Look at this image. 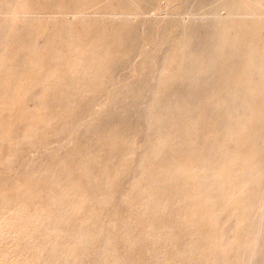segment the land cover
Returning a JSON list of instances; mask_svg holds the SVG:
<instances>
[{"label":"bare ground","instance_id":"6f19581e","mask_svg":"<svg viewBox=\"0 0 264 264\" xmlns=\"http://www.w3.org/2000/svg\"><path fill=\"white\" fill-rule=\"evenodd\" d=\"M53 1L55 3V0H53ZM61 1H58V2L61 3ZM100 1H103V0H100ZM100 1L95 0V3L100 2ZM152 1H154V3L155 2L157 3L160 0H112L109 3L108 7L107 8L105 7L106 9L104 11L95 12L94 14H92V16H94V19L97 21V23L98 22H101L102 24L103 23H106V24L110 23L113 27L111 26L110 27L111 29L106 30V34H109L110 36L118 37V38H116V40H114L115 41L114 43L107 41L106 44L104 43L105 45L98 46L97 49H100V48L101 49L97 50L98 51L97 55H94L95 56L94 58H90V60H89V57L85 56L86 58H88V61L85 62V60L82 59L83 64H78L79 67H78L77 62H76L75 65H77V68L76 67L67 68V71L65 70L66 73L69 72V75L72 77L76 73H78L80 79L82 78L81 81H83V79L86 81L82 87L79 85L81 88L78 87L79 88L78 94H79V100L82 99V97L85 94H88L90 96L89 103H86V104L84 103L85 105L83 106V112H81V114H82L81 118H78L75 121H73L74 124H73V122L71 123V124H73V128L70 127L69 129H71V128L72 129L65 135V137L62 138V140L61 139L58 140V143H59V141L64 140V142L60 143L61 145L59 147V149L62 150L61 153L58 152L57 154H55L54 156H52L51 158H48L46 160H43V159L40 160L39 159L37 161V159H32L29 164H26V166L24 167L23 170L21 169L22 170L21 172H17V173H13V174L8 173L7 174L8 177L3 179L4 180L3 181L4 182L3 187L5 185V189L7 187H9V189L12 188L13 190H16L17 192H19V190L22 188V187L20 188V185L22 186V184H23V186L25 185L24 186L25 188H27L33 192V194H34L33 201L39 200V201H42V204L46 203L48 205H54L55 203H57L58 199H59V201H60V199H65L69 203H79L80 198H79L78 192L71 193L72 191H70L69 193H67V191L65 192L66 189H64V188L72 187L75 189V188L82 187L84 189V187H85V189L86 188L89 189V191L86 193H87V196L90 197L89 198L90 202L86 203V204H87L89 211L91 212V214L93 216L91 219L94 220V222L89 221V223L90 224L92 222L94 223L93 225L92 224L91 225L94 226L95 232H92V234L94 233L95 236H93V235L92 236H93V238L95 237V241H94V244H92L90 242L91 247H88V249H86L88 254H84V256L81 259V262H83V263L86 262L89 259V255H90L89 253L93 252L96 255L104 257L105 258V259L103 258L105 260L104 263H106V264H123V262L119 261V259L121 257L117 258V254H115L116 252H114L115 250H112V246H113L112 244H114V242H113V240H114L113 230L114 229L112 230V228L115 227L114 221H115L116 217H118V214L121 213V212L118 213V209L120 206L119 204H121L122 202H125V201H122V199H121L122 194L124 192V189L131 184L133 185L134 180H136L135 179L136 178L135 170L142 171L146 167H148V165H153V164H157V163L160 164V162H162L164 159H168L166 157L169 156V150H170V146H171L170 145L171 143H169V140H168L169 134L173 131V129L177 130L178 128H181V126H184V127L189 128L187 132H189V136H190L191 140H190V143L188 145H186L187 148H185V151L182 153H184V156L192 153L194 151V146H195L192 144H197V148L195 150L198 151V153L196 154V156H198V157L196 158L195 155L193 156L192 154H190L187 157L191 158L192 160L188 161V163L185 162L183 164L184 160H181V158H179L180 156L175 154L176 155L175 159L177 160L176 168H178V170L180 169L181 165L194 166V168L196 166L199 168V170H201L204 173H213L214 175H220L223 180L225 178H228V181L230 182V188L239 187V186L244 185L245 183L249 182L251 175L253 173H255L258 169L262 171V178H261L260 184L257 186V189H256L257 190V193H256L257 194V201H256V203L254 202V204H255L254 210H253L254 212L252 211L253 213H252V217L250 218L251 220H250V222L247 221L249 223L246 224L245 226H243V223H244L243 221L245 220L244 218H246V214H244L245 215V217H244V215H242L241 211L238 212L237 210L232 208L231 205L229 204L231 199L226 197V195L223 194L224 198L220 199V200L218 199L219 200L218 201V208L220 209V212H219V210L217 212L220 214L219 215L217 214L218 216H217L216 222H215V225H216L215 229L211 232V235L208 236L209 238L207 237L209 239L208 240L209 242H211L210 239H213V241H214V245H212V243H210L213 248L211 251L209 250V252H210L209 257L211 256V260L209 261L208 264H227V260L230 259V258L229 259H227V258L229 256L232 257V255H231L232 253H230L231 249H232V245L233 244H240V246H242L243 243H247L249 245L248 246L249 258L246 260V262L244 260H242L240 262V264H264V0H165L166 2H168V1L175 2V4L177 5V7L175 9V13L173 14L175 21L172 20L176 23L175 26L172 28L168 27V26L166 28L163 26H160V27H157L155 30L153 29V30L149 31V26L147 25L149 23H148V20H146V19L150 18L152 16H153V19L155 17H157L152 12L153 10L151 11V9H150L152 14H150V11H149V8L152 7V5H151ZM161 1H163V0H161ZM29 2H25V0H0V80H4V82L8 85V88H6L7 92H9V91L12 93L15 92V94L10 93L12 96H14L12 98L11 102H13L15 110H17L16 112L20 113V115L23 118H26L28 120V122L30 123L29 128H31L33 126L37 127L39 125H42L43 127H45V126H47V119L48 120L50 118L54 119L53 117H55L56 111H58V110L60 111L61 108H58L59 103H61L62 99H64L66 97L65 96L64 98H62V95L59 94V91H61L62 89L59 90L58 92H56L55 88L54 89L48 88L51 86L50 84H52L50 82H53L52 80L54 79L52 77V74L50 73V71H53V68L51 69V66L53 64H55V67H56V63H54L55 61H51L52 65H50L49 62H46V61H50V60H47V58H46L48 53L46 54L44 52L45 46L47 44H49L48 46L50 47V45L52 46V44H50V43L57 41V40H63L64 41L65 35H64V37L60 36L61 32H63L64 30L66 31L68 29L67 27H69L68 24L71 23L73 20L79 19V17H80V14H79L80 10L79 9L81 7H79V8L76 7V9L70 10V8L68 6L69 9L63 11L62 8H59L56 5V3H57L56 2L55 4H52L50 7H48V12L44 14V16L46 17L44 25H42V23H43L42 18L43 17L41 18V22H42V23L40 22L41 23L40 25H42L41 28L37 25L38 28H40V29H36L35 31L32 30V29L36 28V26L34 28L32 26L33 20L35 19L34 18L33 20L31 19L32 20L31 26L25 25V27L26 26L32 27L31 30L26 31L23 29L21 24L24 20L26 21L27 17L29 19V16H32L28 12L29 10L27 11L25 9V7H26L25 3H27V5H28ZM32 2H33V0H32ZM32 2H30V3H32ZM34 2H37V1L35 0ZM78 2H81V0H78ZM38 3L39 2H37V5L41 4L40 6L42 7V3H39V4ZM71 3L72 2H70L68 4L72 5ZM64 4L66 6V3H64ZM64 4L62 3L59 5L63 6ZM74 4L77 5L78 3L77 4L74 3ZM93 4H94V2H93ZM32 5H33V3H32ZM32 5L30 4L31 7H33ZM37 5H36V7H37L36 9H38V7H39ZM73 5L71 8H74ZM78 5H80V3ZM30 6L28 5V9H30L29 8ZM85 6H86V4H85ZM85 6L83 5V7H85ZM103 6H105V5H103ZM173 6H175V5L173 4ZM183 6H186L187 8H193V7H200V8L204 7L205 8L208 6H215V7L211 12H208V15H209V13H210V15L207 16V15H201L202 11L201 12L199 11V13L193 12V11L191 12L187 8H186V10H188V11H186L185 9L181 10L180 8ZM51 7H53V8H51ZM90 7H92V3H91ZM49 8L51 9V11H49ZM164 8H165V6H164ZM33 9L31 11H33ZM96 11H100V10L96 9ZM194 11H196V10L194 9ZM89 12L91 13L92 11H89ZM160 12H162V11H160ZM38 13L39 12H37V14L34 15L33 17L37 16ZM40 14H41V11H40ZM86 14H87V12H86ZM182 14H186V15L188 14L189 17L187 16L186 18H184V17H182L183 16ZM171 15L172 14H170V16ZM164 16H166V15H164ZM33 17H31V18H33ZM92 19H93V17H92ZM31 20L29 19L28 21H31ZM36 20L40 21V20H38V18ZM81 20H83V19H81ZM81 20H80V23L82 22ZM85 20H87V19H85ZM161 21H163V23H164V19L163 20L161 19ZM89 22L92 23L91 21H89ZM73 23H76L78 25L80 24L78 22H73ZM73 23H71V24H73ZM90 23H89V25H90ZM127 23H131V25H130L131 28H130L129 34L125 35V36H114L116 31L118 32L119 28L120 27L123 28V26L126 25ZM76 24H75V26H76ZM78 25L76 27H78ZM99 25L101 26V24H99ZM73 26H74V24L70 26L72 28L71 31H73L72 33H74V31H76V27H75V30H73V28H74ZM105 26H106V28H109L108 27L109 24L104 25V29H106ZM79 28H81V24H80ZM83 28H84V26H83ZM83 28L81 30H83ZM122 28H120V31ZM78 29H77V31H78ZM97 29H100V28L97 27ZM93 30H94V27H93ZM31 31H33V32H31ZM78 32H80V30ZM100 32H98V35L101 36L102 33H100ZM68 33H69V31H68ZM81 33H82V31H81ZM65 34H67V33H65ZM70 35L73 36V34H70ZM90 35L92 38L93 35L92 34H90ZM80 36L82 37V34ZM80 36H79V38H81ZM85 36H86V34L83 36V38H85ZM96 36H97V32L94 35V37H96ZM103 36L104 35L102 34V37ZM76 37H78L77 32H76ZM94 37L92 38V40L94 39ZM14 38H16L17 43H19L18 41L23 40L24 41V42H22L23 45H26V43H28V42L32 43V44L28 43L29 44V45L27 44L28 46L27 45L26 46L21 45V48H23L22 49L23 51L20 49L22 51V53H25V55H26V52H29V55L31 53L33 56L32 57L30 55V58L32 57V60H30L28 62V64H26V62H24L22 67H21V65H18L15 62L16 57H17L15 55H17V53H16L15 48H14L15 47ZM87 38L89 39L90 37H87ZM96 38H98V36ZM96 38H95V40H97ZM26 41H28V42H26ZM66 41L67 40L64 41V46H65ZM81 41H82V38H81ZM84 41H85V39H84ZM70 42H71V40H70ZM67 43L69 44V42H67ZM71 43H75V42L72 41ZM71 43H70V45H71ZM79 43H81V42H79ZM19 44H21V43H19ZM19 44L18 45L16 44V45L18 47H20ZM60 44H62V42ZM57 45L58 44L56 43L55 49H56ZM87 46H88V44H87ZM26 47H28V48H26ZM53 47H54V45H53ZM53 47H52V49H53ZM92 47L93 46L91 45L90 48L92 49ZM64 48L68 49L69 46L64 47ZM73 48H74V46H73ZM79 48L77 45V48H75V49H79ZM48 49L50 50V48H48ZM55 49H53V50H55ZM62 49H60L62 51L61 53H63L65 50V49H63V50ZM69 49H71V46ZM57 50H58V48H57ZM89 51H91V50H89ZM66 52H67V50H65V53ZM76 52H74V51L72 53L70 52L71 56H74L75 55L74 53H76ZM54 53H52V54H54ZM65 53H63V54H65ZM70 53H68V54L70 55ZM68 54L66 53V56ZM72 54H74V55H72ZM78 54L79 53H76L74 58L77 57ZM80 54H79L78 58L81 56ZM93 54H95V52ZM49 55H50V53H49ZM92 55L90 57H93ZM24 56H22L23 59H25ZM50 56H52V55H50ZM66 56L65 55L60 56L59 59L62 61V60H64V58ZM71 56H67V57L69 58ZM22 57H21V59H22ZM25 57H27V56H25ZM56 57H58V55H56ZM27 59H28V57H27ZM59 59L57 58L58 61H59ZM75 59H77V58H75ZM19 60H20V54H19ZM54 60H56V58ZM72 60L74 61L73 57H72ZM78 60H81V59L79 58ZM69 61H70V59H69ZM59 62H57V63H59ZM47 63H49V64L47 65ZM62 63H63V61L61 62V64ZM68 63H70V62H68ZM72 65H73V63H72ZM64 67H65V65H64ZM67 67H70V65H67ZM14 68H16V69H14ZM35 68H37V70L40 72L39 73L40 75L35 77L36 80L33 83V86L29 85V87L31 86L29 88L28 86H26V84H29V83L26 82L25 85L22 84L21 83L22 78L20 79V77L22 74H24L25 71H28L30 69L35 70ZM11 70H13L12 72L18 70L19 73L17 71H16V73H18V74L11 73ZM65 71L63 70V74L65 76L64 75L58 76V78L54 79L53 83H56L58 80H59L58 82L62 81L63 80L62 78H65V79L66 78L68 79V77L70 78V76L66 77ZM60 72H62V70ZM32 73L35 74L36 70H35V72L33 71ZM34 74H32V76ZM121 74L123 75L122 80L118 79L119 75H121ZM75 77H74V79H72L73 81L74 80L76 81L77 77L76 78ZM26 79H27V77H26ZM80 79L78 78V80H80ZM103 80H105L107 82L105 83V82H103ZM63 81H62V83H63ZM81 81H80V83H81ZM0 82H2V81H0ZM66 83H68V82H66ZM66 83L64 81L62 86H64V85L67 86ZM56 84L58 85V83H56ZM20 86H23V88H24V92H22V93H19L20 92V90H19ZM76 86H78V83ZM76 86L73 85L72 87L74 88ZM58 87L59 86H57V88ZM58 89H60V88H58ZM61 92L63 93V91H61ZM74 92H75V90H74ZM1 94L6 95V96L10 95L9 93L5 94L4 91L0 90V96H1ZM74 94H77V93H74ZM76 96H74V97H76ZM9 97H11V96H9ZM68 97H66V98L68 99ZM7 99H8V97H7ZM8 100H11V98H9ZM64 100L67 101L66 99H64ZM64 100H63V102H64ZM77 101H78V99H77ZM65 104H67V103H65ZM0 106H2V105L0 104ZM68 106L70 107V105H68ZM63 107H64V104H63ZM77 107H79V106H77ZM0 108L2 109V107H0ZM7 109H8V107H7ZM69 110H70V108H69ZM71 110H74V109H72V106H71ZM71 110H70V113H72ZM74 112H76V111H74ZM74 112L72 114H70L67 111L66 112L67 113V119H68V117H72L73 114H75ZM61 113H63V111ZM196 113H197V116H196ZM68 114H70V116H68ZM62 115H64V114H62ZM74 116L72 118H74ZM65 117H64V119H65ZM72 118H71V120H72ZM67 119H65V120H67ZM11 121L9 123V125H11V127H10L11 130L9 132H10L12 138L16 139V141H17L18 138L21 137V136H19V134L14 129V127L17 125L18 122L16 119L11 120ZM59 121L55 119V123H59ZM62 121H63V119H62ZM65 122H67V121H65ZM68 122H69V120H68ZM49 123H48V125H49ZM44 124H46V125H44ZM62 124H65V123L62 122ZM52 125H54L53 127L55 128L56 124H52ZM6 126H8V125H6ZM12 126H13V128H12ZM42 126H39V127H42ZM50 126H51V123H50ZM52 128L50 127L49 131H53L54 129L51 130ZM40 129L42 131H44L42 128H40ZM46 130H48V128ZM62 130L65 132V130L63 128H62ZM54 131L56 132L57 130H54ZM79 131H80V133H79ZM44 132H46V131H44ZM58 132H59V130H58ZM52 133L50 134V132H49V134H50L49 138H51ZM25 134L27 135V133H25ZM42 134H43V132H42ZM49 134H47V135H49ZM53 136H55V135H53ZM183 136H182V138L184 140ZM32 137L33 138L37 137V135L32 136ZM61 137H62V135H61ZM53 138H55V137H52V140H53ZM176 138H177V136H176ZM39 139H37V140L34 139L35 141L34 140H32V141H34L36 144V142ZM41 139L44 140L42 137H41ZM179 139H181V138H179ZM42 140L40 141L41 143H42ZM46 140H48V139H46ZM19 141H20V139H19ZM32 141L29 143L32 144L33 143ZM44 141H43V143H44ZM41 143H40V146L45 145L46 142L44 144L42 143V145H41ZM36 145H38V144H36ZM10 147H13V146H10ZM10 149H13V148H9V150ZM24 149H26V147ZM47 149H49V148H47ZM49 154H50V152H49ZM180 154H181V152H180ZM5 156H7V155H5ZM8 156H9V154H8ZM21 157L23 158V155L22 156L20 155V159H21ZM44 157H42V158H44ZM3 158H5V157H3ZM3 158H1V159H3ZM15 158H18V157H15ZM169 159H170V156H169ZM169 159H168L167 163L169 162ZM5 160L8 161V163H9L8 159L5 158ZM16 161L17 160H15V162H14L15 164L21 160H19L18 162H16ZM170 163H171V161H170ZM3 164H1V168H2ZM16 166H17V164H16ZM7 169H10V168L8 167ZM133 169H134V171H133ZM168 170H170V169H168ZM152 171L154 173V170H152ZM163 171L165 172V169ZM193 171L194 170L192 168V172ZM143 172H138V173L143 174ZM144 173H148V171L144 172ZM172 173H173V171H172ZM181 173H183V172H181ZM149 174L151 175V173H149ZM176 174H177V172H176ZM259 174H260V172H259ZM32 176H33L34 180H28V178H30ZM47 176L49 177L48 178L49 181L45 180L47 178ZM1 177L3 178L2 175H1ZM165 177H164V179H165ZM151 178H152V176H151ZM144 179H145V176H144ZM182 179H183V177H182ZM26 180H28L27 181L28 184L25 182ZM159 180H161V179H159ZM169 180H171V179H169ZM138 181H139V179H138ZM155 181H157V180H155ZM33 182H34V184H37L38 186L35 185L33 187ZM144 183H146V182H144ZM144 183H143V185H144ZM181 183H183V182H181ZM181 183H179V184H181ZM143 185H141V186H143ZM149 185L155 186L153 184H149ZM160 185H162V184H160ZM188 185H186V186H188ZM134 186L135 185H133L134 190L138 189V188H134ZM3 187H1V189ZM177 188L180 189L179 186H177ZM83 189H82V191H83ZM221 189L223 191L227 190L225 187H221ZM3 190H4V188H3ZM143 190H145V189H142L140 192L142 193ZM191 190H192V187H191ZM74 191H76V190H74ZM84 191H86V190H84ZM125 191H126V189H125ZM175 191H177V189ZM233 191H234V189H233ZM26 192H27V190H26ZM130 192H132V191H130ZM0 193H1V191H0ZM161 194H163V193H161ZM166 194H168V193H166ZM247 194L248 193H244L242 195L244 197ZM256 194H254V195H256ZM123 195H124L123 197L125 198L126 194H123ZM190 195H191V193H190ZM216 195H215V197H216ZM230 195H232V194H230ZM248 195H250V194H248ZM23 196H25V195H22V198L24 199ZM139 196H141V195H139ZM139 196L137 194V197H139ZM146 196L147 195H145V197ZM228 196H229V194H228ZM234 196H232V197H234ZM130 197L128 198L129 199L128 203L135 200L134 198H133V200H130ZM170 198H172V197H170ZM56 199H57V201H56ZM144 199H147V197ZM164 199L166 200V199H168V197H166V198L164 197ZM164 199H163V201H165ZM235 199H237V198H235ZM243 199H244L243 201L245 202V197ZM8 200H9V198L6 199V201H8ZM153 200H151V201H153ZM120 201H122V202L120 203ZM137 201L138 200L136 199V202ZM233 201H231V202L233 203ZM61 202L62 201H60V204H61ZM138 202H140V201H138ZM142 202H143V200H142ZM160 202H162V200ZM167 202L169 203V200ZM22 203L23 204L20 205V211H21V213L23 212L24 219H26L25 217H27V220L23 224V226L17 228L15 231H17L18 233H26L32 227L34 232L39 234L41 229H42L41 225L37 224L36 221H34L32 219V217H31L32 213H31V215H27L29 210H30V204L24 203V202H22ZM5 205H7V202H5ZM35 206H37V205L35 204ZM40 207H42V206H40ZM43 207H45V206L43 205ZM59 207H60V205H59ZM64 207H66V206H64ZM128 207L127 208L122 207V210L124 208H126V211H127ZM163 208H164V206H163ZM165 208L168 209L166 206H165ZM37 209L35 211H38ZM150 209H152V206ZM157 209H159V207H157ZM42 210H41V212H42ZM134 210H136V208ZM139 210H140V208H139ZM129 211H131V210L129 209ZM129 211H127L126 213H128ZM132 211H133V208H132ZM140 211H142V210H140ZM242 211H244V210H242ZM90 212H88V213H90ZM147 212H149V210ZM170 212H172V211H170ZM37 213L38 212H36V214ZM239 213H241V215H242L241 217H243V219L240 218ZM3 214H4V212H3ZM166 214H168V212ZM172 214H170L169 216L172 217V216H174L175 213L173 215ZM202 214H203V212L201 213V216H204ZM44 215L48 216L47 214H44ZM44 215L42 217L43 219L45 217ZM50 215H49V217H50ZM128 215H127V217H128ZM35 216H37V215H35ZM132 216H134V215H132ZM149 216H151V214ZM153 216L155 217V215H153ZM33 217H34V215H33ZM80 217H82V216H80ZM89 217H91V215H89ZM100 217L102 219H104V221L106 222V225L98 222ZM121 217H122V215H121ZM145 217H146V215H145ZM159 217H161V216H159ZM166 218H169L168 215ZM43 219H41V220L43 221ZM146 219H147V217H146ZM164 219H165V217H164ZM138 220L141 221L142 219L138 218ZM154 220H156V219L153 218L152 221H154ZM172 220H178V219H172ZM172 220H170V221H172ZM47 221H46V223H48ZM85 221H86V219H85ZM144 221H145V219L143 220V222ZM210 221H212V220H210ZM3 222H0V223H3ZM174 222H177V221H174ZM180 222H182V221L180 220ZM183 222H186V221H183ZM28 223L31 225L30 228H29ZM133 223L135 224V223H137V221H135ZM140 223H139V225H140ZM145 223H146V221H145ZM145 223H143V224H145ZM178 223H179V221H178ZM118 224H119V222H118ZM118 224H117V226H118ZM129 224H131V222ZM155 224L156 223H154V226H155ZM47 225H49V224H47ZM124 225L126 228V223ZM148 225H146V224L140 225V227H144V226H148ZM210 225H212V224H210ZM78 226H79V224H78ZM152 226H153V224H152ZM156 226L155 227L158 228V231H159V227H158L159 223ZM169 226L170 225H168V227ZM180 226L182 227V225H180ZM180 226L177 228V230L179 228H180V230L182 229ZM118 227H120V226H118ZM129 227H131V226H129ZM197 227H199V226H197ZM80 228L82 229V225ZM172 228H174V227L171 226V229ZM201 228H203V227H201ZM138 229L140 230L141 228H138ZM165 229H166V227H165ZM189 229H191V227H189ZM203 229L205 230V225H204ZM88 230H89V228H88ZM152 230H151V232H153ZM166 230H167L166 232H168V228ZM47 231H49V230L47 229ZM79 231L82 232L81 230H79ZM91 231H93V230H91ZM129 231H127V233ZM155 231H157V230H155ZM170 231L172 232V230H170ZM210 231H211V229H210ZM79 235H80V238H82L81 233ZM82 235H85V234L83 233ZM90 235H91V233H90ZM128 235L129 234H127V236ZM154 235H155V233H154ZM172 235L173 234H171V236ZM131 236H132V233L127 238H129ZM144 236L146 237V234ZM148 236H149V233H148ZM158 236H159V234H158ZM196 236H199V235H196ZM39 237H42V235ZM145 237H143V239ZM89 238H91V236ZM152 238H150V239H152ZM166 238H170V233H169V237H166ZM41 239L43 241H46V240H44V238H41ZM115 239H118V238H115ZM139 239L142 240V238H140V237L137 240H139ZM188 239H189V237H188ZM203 239H204V237H203ZM145 240H143V241H145ZM160 240H162V239H160ZM181 240L186 241V238L181 239ZM195 240H197V239H195ZM74 241H76V240H74ZM82 241L83 240L81 239V242ZM119 241H120V239H119ZM127 241H129V239ZM38 242H40V240ZM174 242H175V240L171 243L175 245L176 242L175 243ZM178 242L181 243V241H178ZM8 243H10V242H8ZM42 243H44V242H42ZM42 243H40L39 246H41ZM47 243H48V241H47ZM47 243H45V244H47ZM182 243H184V242H182ZM45 244H44V246H45ZM121 244H123V243H121ZM121 244H120V246H121ZM126 244L127 243H124V245H126ZM135 244H137V243H135ZM144 244H146V243L144 242ZM82 245H84V242L82 243ZM160 245H163V244L161 243ZM160 245H158V247ZM167 245H169V244H167ZM139 246H141L140 242H139ZM171 246L172 245L170 244V247ZM230 246H231V249H230ZM42 247H43V245H42ZM59 247H61V246H59ZM127 247H128V245H127ZM132 247H133V245H132ZM146 247H148V246L146 245ZM238 247H237V249H238ZM114 248L116 249V246L115 247L113 246V249ZM119 248H118V250L120 251L121 249H119ZM160 248H162V246H160ZM180 248L182 249L183 247L180 246ZM205 248H207V247H205ZM44 249L46 250L45 247H44ZM124 249H126V248H124ZM124 249H122L121 251H125ZM128 249L131 250L130 248H128ZM190 249L192 250V248H190ZM45 250H44V252H45ZM132 250H134V249H132ZM139 250H140V252L142 251V253H143V260H142V263H143V261H145L144 260L145 254L143 252L144 250L143 249L141 250L140 248H139ZM171 250H170L171 252H173V251L175 252L174 249H171ZM187 250L188 249H186L185 251L187 252ZM195 250H192V252ZM147 251H148V249H147ZM147 251L145 253H148V255H149V252H147ZM206 251L207 250H205V252ZM130 252L125 254V255L122 254V256L125 257L126 255L129 254L128 255L129 257H127V256L126 257L129 259L130 258L133 259V256L131 257L132 252H131V254H130ZM183 252L184 251H182V253ZM192 252H190V253H192ZM209 252H208V254H209ZM42 253H43V251H42ZM137 253L139 256L140 253L139 252H137ZM175 253H177V252H175ZM180 253H181V251H180ZM152 254H154V253H152ZM152 254H150V255L151 256L155 255V254L154 255H152ZM172 254L174 256V253H172ZM184 254H186L187 257L191 256V255L190 256L187 255V253H184ZM184 254H182V256ZM195 254H196V252H195ZM202 254L203 253H201V255ZM236 254H238V251ZM79 255H77V256H79ZM118 255H120V253ZM233 255H234V252H233ZM167 256H168V254H167ZM173 256H171V258L169 257L170 259H172V261L175 260V259H173ZM193 256H194V254H193ZM101 257H100V259H101ZM140 257H142V256L140 255ZM179 257L181 258V256H179ZM179 257H177V259ZM32 258H31V260H32ZM78 258L79 257H77V259ZM174 258H176V256ZM123 259H125V258H123ZM146 259L149 261V258H146ZM152 259L154 260V258H151V260ZM164 259H166V258H164ZM187 259L189 260V258H187ZM137 260L139 261V258ZM178 260H180V259H178ZM182 260H184V259L182 258ZM198 260H199V258L196 261H198ZM231 260H229V261H231ZM70 261H72V260H70ZM94 261L91 264H93V263L103 264L101 262L99 263V261L96 262L97 260L95 262ZM127 261H129V260H127ZM127 261L125 259V262H127ZM196 261H194V262H196ZM33 262H34V260H33ZM154 262H152V264H154ZM200 262L203 263L202 261H200ZM233 262H236V260L234 261V258L232 260V263ZM129 263H132V262H129ZM157 263H158V261H157ZM183 263H186V262H183ZM196 263H198V262H196ZM30 264H31V262H30ZM125 264H127V263H125ZM135 264H137V263H135ZM138 264H139V262H138ZM147 264H148V262H147ZM162 264H163V262H162ZM172 264H173V262H172Z\"/></svg>","mask_w":264,"mask_h":264},{"label":"rangeland","instance_id":"374dc122","mask_svg":"<svg viewBox=\"0 0 264 264\" xmlns=\"http://www.w3.org/2000/svg\"><path fill=\"white\" fill-rule=\"evenodd\" d=\"M30 2H32V0H29ZM28 0H25V2H29ZM35 0H33V5H32V3H30L33 7H31L30 6V4L28 3V5L30 6L29 8L30 9H28V5H27V3H25L26 5V7H25V9L32 15V16H29V19L31 20H33L34 18V20H33V23H32V26H33V28L36 26V28L35 29H32V30H36V29H40L41 28V26L42 25H44L45 24V19H46V17L44 16V14L45 13H47L48 12V7H50L52 4H55L56 2V5L59 7V8H62L63 9V11H65V10H68L69 8H70V10L71 9H76V7L77 8H79V7H81L79 10V14H80V17H79V19L78 20H73L71 23H73V22H78V23H80V20L81 19H83V20H81L82 22L80 23L81 24V28H79V26H80V24L78 25V24H76V23H73L74 24V28H73V30H75V27L78 25V27H76V31H74V33H72L73 31H71L72 30V28L70 27L71 25H73V24H71V23H69L68 25H69V27H67L68 29V31H69V33H68V31L66 30H64L63 32H61V35L60 36H62V37H64V35H65V37H64V41L65 40H67L66 41V43H65V46H64V41L63 40H57V41H54V42H52V43H50V44H52V46L50 45V47L48 46L49 44H47L46 46H45V53L47 54V56H46V58H47V60H50V61H46V62H49L50 63V65H52V62L51 61H55L54 63H56V67H55V64H53L52 66H51V69L53 68V71L55 72H53V71H50V73L52 74V77L54 78V79H56V78H58V76H62V75H64L63 74V70L65 71H67V68H74V67H76L77 68V65L78 64H83L82 62V59H84L85 60V62L86 61H88V58H86V57H89V60H90V58H94L95 56L94 55H97V50H100V49H97V47L98 46H100V45H105L106 43H107V41H110V42H112V43H114L115 41L114 40H116V38H118V37H113V36H110L109 34H106V30H109V29H111L110 27L112 26L110 23H101V22H98L97 23V21L94 19V16H92V14H94L95 12H101V11H104L107 7H108V5H109V3L112 1V0H103V1H100V2H96L95 3V0L93 1V0H81V2H78V0H55V3H54V1L53 0H36L37 2H39V3H42V7L40 6L41 4H39V5H37V2H34ZM58 1H61V3L60 2H58ZM66 1V2H65ZM87 1V2H86ZM92 1V2H91ZM96 1H98V0H96ZM165 0H163V1H159V2H155L154 3V1H152L151 2V5H152V7H150L149 8V11H150V9H151V11L157 16V17H155L154 19H153V16L152 17H150V18H147L146 20H148V23L149 24H147L148 26H149V31L150 30H155L157 27H160V26H163V27H174L175 26V19H174V16H173V14L175 13V9H176V7H177V5L175 4V2H172V1H168V2H164ZM44 2V3H43ZM47 2V3H46ZM70 2H72L71 4L73 5L74 3H80V5H73V7L74 8H71L72 7V5H70V4H68V3H70ZM93 2H94V4H93ZM64 4V3H66V6H65V4L63 5V6H61V5H59V4ZM86 4V6H85V4ZM88 3V4H87ZM91 3H92V7H90L91 6ZM166 3V4H165ZM169 3V4H168ZM45 4V5H44ZM82 4V5H81ZM98 4V5H97ZM162 4V5H161ZM168 4V5H167ZM173 4L175 5V6H173ZM36 5L37 6H39L38 7V9H36L37 7H36ZM83 5L85 6V7H83ZM103 5H105V6H103ZM172 5V6H171ZM44 6V7H43ZM65 6V7H64ZM68 6H69V8H68ZM157 6V7H156ZM164 6H165V8H164ZM64 7V8H63ZM83 7V8H82ZM102 9H101V8ZM106 7V8H105ZM169 7V8H168ZM214 7L215 6H208V7H202V8H200V7H193L196 11H194V9L193 8H187L186 6H183V7H181L180 9L181 10H186V8L189 10V11H193V12H197V13H199V11L201 12V15H207V16H209L210 15V13H209V15H208V12H211L213 9H214ZM34 8V9H33ZM51 8H53V7H51ZM66 8V9H65ZM90 8V9H89ZM157 8V9H156ZM199 8V9H198ZM33 9V11H31ZM42 9V10H41ZM61 9V10H62ZM96 9L97 10H100V11H96ZM156 9V10H155ZM167 9V10H166ZM41 11V14H40V11ZM84 10V11H83ZM155 10V11H154ZM188 10H186V11H188ZM31 11V12H30ZM39 12L38 13V15L37 16H35V17H33L34 15H36L37 14V12ZM44 11V12H43ZM49 11H51V9L49 8ZM83 11V12H82ZM89 11H92L91 13L89 12ZM150 11V14H152V12ZM160 11H162V12H160ZM33 12V13H32ZM86 12H87V14H86ZM160 12V13H159ZM89 13V14H88ZM170 14H172L171 16H170ZM90 15V16H89ZM164 15H166V16H164ZM168 15V16H167ZM183 16L182 17H184V18H186L187 16H188V14L186 15V14H182ZM200 16V15H199ZM31 17H33V18H31ZM43 17V18H42ZM89 17V18H88ZM92 17H93V19H92ZM189 17V16H188ZM38 18V20H40V21H37L36 19ZM41 18H42V22H41ZM87 19V20H85V19ZM172 18V19H171ZM28 19V17L26 18V21L24 20L23 22H22V24H21V26L23 27V29L24 30H31V28L32 27H28V26H26L25 27V25H29V26H31V22H32V20L31 21H28L29 20ZM159 19V20H158ZM161 19L163 20L164 19V23H163V21H161ZM166 19V20H165ZM152 20V21H151ZM172 20H174V21H172ZM89 21H91L92 23H90ZM155 21V22H154ZM158 21V22H157ZM42 23V25H40L41 23ZM90 23V25H89V23ZM96 22V23H95ZM71 24V25H70ZM75 24H76V26H75ZM99 24H101V26L99 25ZM109 24V28H106V26H105V28L106 29H104V25H108ZM24 25V26H23ZM40 27V28H38V26ZM84 26V28H83V26ZM93 25V26H92ZM131 23H127L126 25H124L123 26V28L122 27H120V28H122L121 29V31H120V28H119V30H118V32L116 31V33H115V35L114 36H125V35H128L129 34V32H130V28H131ZM89 26V27H88ZM100 26V27H99ZM44 27V26H43ZM93 27H94V30H93ZM97 27L98 28H100V29H97ZM113 27V26H112ZM27 28V29H26ZM79 28V29H78ZM83 28V30H81ZM92 30H91V29ZM103 28V29H102ZM77 29H78V31L80 30V32H78L77 31ZM85 30V31H84ZM97 30V31H96ZM101 32H100V31ZM81 31H82V33H81ZM105 31V32H104ZM31 32H33V31H31ZM76 32L78 33V37H76ZM90 32V33H89ZM96 32H97V36H98V38H96V37H94V35L96 34ZM98 32H100V33H102L104 36L102 37V34H101V36L100 35H98ZM65 33H67V34H65ZM88 33V34H87ZM99 33V34H100ZM70 34H73V36L72 35H70ZM82 34V37L80 36ZM86 34V36L87 37H90L89 39L85 36V38H83V36ZM90 34H92L93 36H92V38L94 37V39L92 40V38H91V35ZM90 35V36H89ZM107 35V36H106ZM72 36V37H71ZM79 36L82 38V41H81V38H79ZM109 36V37H108ZM100 37V38H99ZM66 38V39H65ZM95 38L97 39V40H95ZM104 38V39H103ZM84 39H85V41H84ZM100 41H99V40ZM70 40H71V42L72 41H74L75 43H71L70 42ZM80 40V41H79ZM21 41V42H20ZM20 41H18L19 43H21V44H19V43H17V41H16V38H14V42H15V51H16V53H17V55H15V56H17L16 57V63L18 64V65H21V67L23 66V64H24V62H26V64H28V62L30 61V60H32V54L30 53V55L32 56L31 58H30V55H29V52H26V55H25V53H22V49L23 48H21V45L22 46H26L29 42L28 41H26V42H28V43H26V45H23V43L22 42H24L23 40H20ZM60 41V42H59ZM94 41V42H93ZM105 41V42H104ZM62 42V44H60ZM67 42H69V44L67 43ZM79 42H81V43H79ZM85 42V43H84ZM58 44L57 46H56V49H55V44ZM70 43H71V45H70ZM105 43V44H104ZM19 44V46L20 47H18L17 45ZM29 44H32L31 42L29 43ZM28 44V45H29ZM87 44H88V46H87ZM27 45V46H28ZM53 45H54V47H53ZM69 46V48H70V46H71V49H67V48H64V47H68ZM77 45H78V48L79 49H75V48H77ZM91 45L93 46L92 47V49L90 48L91 47ZM59 46V47H58ZM61 46V47H60ZM73 46H74V48H73ZM82 46V47H81ZM85 46V47H84ZM52 47H53V49H55V50H53L52 49ZM26 48H28V47H26ZM48 48H50V50L48 49ZM57 48H58V50H57ZM65 49V50H67V54L68 53H72L73 51L74 52H76V53H81L80 55V59L81 60H78L79 58H78V56H79V54H78V56L77 57H75V58H77V59H75L74 58V56L76 55V53H74V54H72V55H74V56H71V53H70V55L68 54L67 56H71V57H67L66 56V53H65V50H64V52L63 53H65V54H63V53H61L62 51L60 50V49ZM83 48V49H82ZM22 51H21V50ZM53 51H52V50ZM62 49V50H63ZM74 49V50H73ZM60 50V51H59ZM76 50V51H75ZM83 52H82V51ZM89 50H91V51H89ZM70 51V52H69ZM55 52V53H54ZM58 52V53H57ZM95 52V54H93ZM49 53H50V55H52V56H50L49 55ZM52 53H54V54H52ZM19 54H20V60H19ZM25 56H27L28 57V59H27V57H25ZM58 55V57H56V55ZM83 54V55H82ZM90 54V55H89ZM93 54V55H92ZM63 55H65L66 57L64 58V60H62L63 61V63L61 64V60L59 59L60 58V56H63ZM93 56V57H90V56ZM22 56H24V58L26 59H23V57ZM84 56V57H83ZM86 56V57H85ZM21 57H22V59H21ZM72 57H73V59H74V61L72 60ZM53 58V59H52ZM56 58V60H54ZM57 58L59 59V61L57 60ZM69 59H70V61H69ZM18 60V61H17ZM25 60V61H24ZM21 63H20V62ZM73 61V62H72ZM81 61V62H80ZM138 61V60H137ZM57 62H59V63H57ZM68 62H70V63H68ZM77 62V65H75V63ZM79 62V63H78ZM49 63H47V65L49 64ZM67 63V64H66ZM72 63H73V65H72ZM64 65H65V67H64ZM67 65H70V67H67ZM55 67V68H54ZM78 67H79V65H78ZM17 68V67H16ZM16 68H14V69H16ZM20 68V67H19ZM61 68V69H60ZM55 69V70H54ZM31 70V71H30ZM30 70H28V71H25L24 72V74H22L21 75V77H20V79H21V83L22 84H26V82H28L29 84H26V86H28L29 87V85H32L33 86V83L35 82V80H36V78L35 77H37L38 75H40L39 73V71L37 70V68H35V70H36V73L34 74V73H32L33 71L35 72V70H32V69H30ZM62 70V72H60ZM13 70H11V73H16V71L18 72V70H16V71H14V72H12ZM38 71V72H37ZM66 71H65V74H66V77H68V76H70L69 75V72H67L66 73ZM57 72V73H56ZM19 73V72H18ZM18 73H16V74H18ZM32 74H34L33 76H32ZM77 75V76H76ZM65 76V75H64ZM77 77V79H76V81L74 82L72 79H74V77ZM123 75L121 74V75H119V78L118 79H120V80H122L123 79V77H122ZM26 77H27V79H26ZM75 77V78H76ZM31 78V79H30ZM71 78V79H70ZM70 78L68 77V79L66 78H62L64 81H65V83L66 82H68V83H66V85L67 86H62L63 85V83H64V81H63V83H62V81H60V82H56V83H58V85L56 84V83H53L54 82V79L52 80L53 82H50V83H52V84H50L51 86L50 87H48L49 89H56V92H58L59 90H61V91H63V93L61 92V91H59V94L60 95H62V98H64L65 96L66 97H68V99L65 97L64 99H66L67 101H65L64 99H62V101H61V103H59V107L58 108H61L60 109V111L58 112V111H56V113H55V117H53L54 119H52V118H50L49 120L51 121H49L48 119H47V126H45V127H43L42 125H39V126H42V127H39V126H37V127H31V128H29L30 127V123L28 122V120L26 119V118H23L21 115H20V113H18V112H16L17 110H15V108H14V105H13V102H11L12 101V98L14 97V96H12L10 93H12V92H7L6 91V88H8V85L4 82V80H0V81H2V82H0V90L1 91H4V93L5 94H10L9 96H11V97H9V96H6V95H3V94H1V96H0V104L2 105V106H0V107H2V109L0 108V189H1V187H3V184H4V180L3 179H5L6 177H8V173H11V174H13V173H17V172H21L23 169H24V167L26 166V164H29L30 162H31V160L32 159H37V161L40 159H43V160H46V159H48V158H51L52 156H54L55 154H57L58 152L59 153H61L62 152V150L61 149H59V147H60V143H62V142H64V140L63 141H59V143H58V140H62V138H64L65 137V135L73 128V124H74V122L73 121H75L76 119H78V118H81V116H82V114H81V112H83V106L86 104V103H89V101H90V96L88 95V94H85L83 97H82V99H80L79 100V94H78V92H79V88H81L83 85H84V83L86 82L84 79H83V81H81V79H80V77H79V74L78 73H76L73 77L72 76H70ZM78 78L80 79V80H78ZM69 80V81H68ZM80 81H81V83H80ZM103 82H107V81H105V80H103ZM77 83H78V86H76L77 85ZM80 83V84H79ZM54 84V85H53ZM59 86L58 88H60V89H58L57 88V86ZM73 85H75L76 87H72ZM81 87H80V86ZM53 86V87H52ZM31 87V86H30ZM29 87V88H30ZM62 87V88H61ZM79 87V88H78ZM65 90H64V89ZM75 90V92H74V90ZM71 89V90H70ZM19 90H20V92L19 93H22V92H24V88H23V86H20V88H19ZM70 90V91H69ZM77 91V92H76ZM62 94H61V93ZM70 93V94H69ZM74 93H77V94H74ZM12 94H15V92H13ZM71 95V96H70ZM77 95V96H76ZM74 96H76V97H74ZM7 97H8V99L9 98H11V100H8L7 99ZM73 98V99H72ZM7 99V100H6ZM71 99V100H70ZM77 99H78V101H77ZM87 99V100H86ZM63 100H64V102H63ZM3 103V104H2ZM65 103H67V104H65ZM69 103V104H68ZM85 103V104H84ZM63 104H64V107H63ZM68 105H70V107L68 106ZM66 106V107H65ZM71 106H72V109H74V110H71ZM75 106V107H74ZM77 106H79V107H77ZM7 107H8V109H7ZM81 107V108H80ZM63 108V109H62ZM66 108V109H65ZM69 108H70V110L72 111V113L74 112V111H76V112H74L75 114H73V116H74V118H72V117H68V119H67V111H68V113H70V110H69ZM80 109V110H79ZM56 110V109H55ZM63 111V113H61ZM80 111V112H79ZM80 114H79V113ZM72 113H70V114H72ZM78 113V114H77ZM62 114H64V115H62ZM70 114H68V116H70ZM196 116H197V113H196ZM63 117V118H62ZM64 117H65V119H67V120H65L64 119ZM77 117V118H76ZM37 118V117H36ZM61 118V119H60ZM71 118H72V120H71ZM194 118V117H193ZM14 119H16L17 120V125L14 127V129H15V131L19 134V136H21L20 138H18V140L16 141V139H14V138H12V136H11V134H10V127H11V125H9V123H10V121L11 120H14ZM55 119L56 120H60L59 121V123H55ZM62 119H63V121H62ZM53 120V121H52ZM68 120H69V122H68ZM65 121H67V122H65ZM12 122V121H11ZM51 123V126H50V123ZM62 122L63 123H65V124H62ZM73 122V124H71ZM48 123H49V125H48ZM52 124H56V126H55V128L53 127L54 125H52ZM63 126H62V125ZM6 125H8V126H6ZM44 125H46V124H44ZM48 128V130H46L47 128ZM50 127L52 128L51 130H57L56 132L53 130V131H49L50 130ZM60 127V128H59ZM70 127H72L71 129H69ZM12 128H13V126H12ZM38 128V129H37ZM40 128H42L44 131H46V132H44V131H42ZM62 128L65 130V132L62 130ZM36 129V130H35ZM68 129V130H67ZM177 129V128H176ZM188 129L189 128H187V127H184V126H181V128H178L177 130H174L173 129V131L169 134V138H168V140H169V143H171L170 145V150H169V156H170V159H169V156L168 157H166V158H168L169 159V162L167 163V161H168V159H164L162 162H160V164L159 163H157V164H153V165H148V167H146L144 170H142V171H137V170H135V175H136V180H134V182H133V185H135L134 186V188H138V189H136V190H134L133 189V185L131 186V185H129V186H127L125 189H126V191H125V189H124V192H123V194H126L125 195V198L123 197L124 195L122 194V197H121V199H122V201H125V202H122V201H120V203L121 204H119L120 206H119V209H118V213L119 212H121V213H119L118 214V217H116V219H115V221H114V225H115V227H113L112 228V230H113V234H114V240H113V242H114V244H112L114 247L116 246V249L114 248L113 249V246H112V250H115L114 252H116L115 254H117V258L119 257H123L122 256V254L123 255H125V254H127V253H129L130 251L132 252V254H131V252H130V254H131V257L133 256V259L132 258H127V257H129L128 255H126L125 257H123V258H125L126 259V261L127 260H129V261H127V262H125V259H119V261H121V262H123V264H125V263H127V264H135V263H137L138 264V262H139V264L141 263V264H147V262H148V264H152V262H154V264H162V262H163V264H172V262H173V264H200L201 262L200 261H202L203 263H201V264H205L206 262V264H208L209 263V261L211 260V256L209 257V255H210V252H209V250L211 251L212 250V245H214V241H213V239H210L211 240V242H209L208 240V236L209 235H211V232L215 229V222H216V218H217V216L220 214V213H218L217 211L219 210V212H220V209L218 208V201L220 200V199H223L224 198V195H226V197H228L229 199H231L230 200V202H229V204L231 205V207L232 208H234L235 210H237L238 212H240L241 211V213H242V215H244V214H246V218L248 219H246V218H244L245 220L243 221L244 223H243V226H245L246 224H248L249 222H250V218L252 217V213L254 212L253 210H254V206H255V204H254V202L256 203V201H257V186L260 184V181H261V178H262V171L261 170H257L255 173H253L252 175H251V178L249 179V182H247V183H245L244 185H242V186H239V187H232V188H230V182L228 181V178H225L224 180L222 179V177L220 176V175H214L213 173H204V172H202L201 170H199V168L198 167H196L195 166V168H194V166H185V165H181L180 166V171L178 170V168H176V163H177V160L175 159L176 158V155H179L180 157L179 158H181V160H184V162H183V164L186 162V163H188V161H190V160H192L191 158H188L187 156L188 155H190V154H192L193 156L195 155V157L197 158L198 156H196V154L198 153V151L197 150H195L196 148H197V144H192V145H195L194 146V151L192 152V153H190V154H188V155H185L184 156V153H182V152H184L185 151V148H187L186 147V145H188L189 143H190V140H191V138H190V136H189V132H187L188 131ZM30 130V131H29ZM58 130H59V132H58ZM29 132V133H28ZM42 132H43V134H42ZM49 132H50V134L52 133V135H51V138H49L50 137V134H49ZM63 134H62V133ZM25 133H27V135L25 134ZM79 133H80V131H79ZM24 134V135H23ZM47 134H49V135H47ZM37 135V137H32V136H36ZM53 135H55V136H53ZM58 135V136H57ZM60 135V136H59ZM61 135H62V137H61ZM175 135V136H174ZM184 135V136H183ZM187 137H186V136ZM58 138H57V137ZM176 136H177V138H176ZM182 136L184 137V140H183V138H182ZM32 137V138H31ZM41 137L45 140H42L41 139ZM52 137H55V138H53V140H52ZM61 137V138H60ZM42 140V143H43V141H44V143H45V145H42V143L40 142L41 140ZM179 138H181V139H179ZM188 138V139H187ZM19 139H20V141H19ZM37 140V139H39L37 142H36V144H38V145H36L35 144V140ZM46 139H48V140H46ZM50 139V140H49ZM32 140H34V141H32ZM4 141V142H3ZM33 142L32 144H30L29 142ZM177 142V143H176ZM185 142V143H184ZM40 143H41V145L42 146H40ZM43 143V144H44ZM14 144V145H13ZM16 144V145H15ZM177 144V145H176ZM35 147H34V146ZM55 145V146H54ZM169 145V144H168ZM10 146H13V147H10ZM41 148H40V147ZM26 147V149H24ZM30 147V148H29ZM54 147V148H53ZM9 148H13V149H10L9 150ZM32 148V149H31ZM38 148V149H37ZM47 148H49V149H47ZM172 148V149H171ZM31 149V150H30ZM180 150V151H179ZM183 150V151H182ZM41 151V152H40ZM28 152V153H27ZM49 152H50V154H49ZM52 152V153H51ZM179 152V153H178ZM180 152H181V154H180ZM7 153V154H6ZM24 153V154H23ZM8 154H9V156H8ZM47 154V155H46ZM49 154V155H48ZM176 154V155H175ZM5 155H7V156H5ZM20 155L22 156L23 155V158L21 157V159H20ZM25 155V156H24ZM191 155V156H192ZM13 156V157H12ZM45 156V157H44ZM3 157H5L6 159H8L9 160V163H8V161H6L5 160V158H3ZM10 157V158H9ZM15 157H18V158H15ZM42 157H44V158H42ZM1 158H3V159H1ZM3 160V161H2ZM15 160H17L16 162H18L19 160H21V161H19L18 163H16L17 164V166H16V164L14 163L15 162ZM173 160V161H172ZM170 161H171V163H170ZM4 163V164H3ZM13 165H12V164ZM22 163V164H21ZM1 164H3V166H2V168H1ZM9 164V165H8ZM11 164V165H10ZM15 164V165H14ZM167 164V165H166ZM11 166V167H10ZM15 166V167H14ZM160 166V167H159ZM174 168H173V167ZM10 168V169H7V168ZM162 167V168H161ZM183 167V168H182ZM187 167V168H186ZM13 168V169H12ZM176 168V169H175ZM192 168H193V172H192ZM20 169V170H19ZM22 169V170H21ZM150 169V170H149ZM165 169V172L163 171ZM168 169H170V170H168ZM2 170V171H1ZM6 170V171H5ZM148 171V173H144V172H147ZM152 170H154V173H153V171ZM183 170V171H182ZM5 171V172H4ZM133 171H134V169H133ZM144 171V172H143ZM162 173H161V172ZM172 171H173V173H172ZM175 171V172H174ZM2 172V173H1ZM138 172H143V174L142 173H138ZM159 172V173H158ZM176 172H177V174H176ZM181 172H183V173H181ZM192 172V173H191ZM259 172H260V174H259ZM149 173H151V175L149 174ZM157 175H156V174ZM161 173V174H160ZM171 173V174H170ZM187 173V174H186ZM139 174V175H138ZM166 174V175H165ZM173 174V175H172ZM255 174V175H254ZM1 175L3 176V178L1 177ZM150 175V176H149ZM188 175V176H187ZM144 176H145V179H144ZM148 176V177H147ZM151 176H152V178H151ZM163 176V177H162ZM166 176V177H165ZM168 176V177H167ZM180 176V177H179ZM191 176V177H190ZM138 177V178H137ZM164 177H165V179H164ZM182 177H183V179H182ZM186 177V178H185ZM193 177V178H192ZM2 178V179H1ZM46 178V177H45ZM48 176H47V178L45 179V180H47V181H49L48 180ZM168 178V179H167ZM214 178V179H213ZM257 178V179H256ZM138 179H139V181H138ZM141 179V180H140ZM159 179H161V180H159ZM164 179V180H163ZM169 179H171V180H169ZM28 180H34V178H33V176L32 177H30V178H28ZM28 180H26L25 182L28 184ZM149 180V181H148ZM155 180H157V181H155ZM182 180V181H181ZM226 180V181H225ZM258 182H257V181ZM189 184H187L186 182ZM144 182H146V183H144ZM150 182V183H149ZM178 182V183H177ZM181 182H183V183H181ZM185 182V183H184ZM190 182V183H189ZM213 182V183H212ZM226 182V183H225ZM143 183H144V185H143ZM155 183V184H154ZM172 183V184H171ZM179 183H181V184H179ZM223 183V184H222ZM30 184V183H29ZM32 184V183H31ZM149 184H153V185H155V186H151V185H149ZM160 184H162V185H160ZM165 184V185H164ZM167 184V185H166ZM175 184V185H174ZM257 184V185H256ZM2 185V186H1ZM38 186L37 184H34V182H33V187L34 186ZM141 185H143V186H141ZM149 185V186H148ZM186 185H188V186H186ZM191 185V186H190ZM25 186V185H24ZM23 186V184H22V186L20 185V190H19V192H17L16 190H13L12 188H10L9 189V187H7L6 189H5V185H4V190H3V188L0 190L1 191V193H0V222H3V223H0V264L2 263V264H30V262H31V264H82L83 262H81V259H82V257L84 256V254H88V252H87V250L86 249H88V247H91V243L92 244H94V241H95V237L93 238V236H95L94 235V233L92 234V232H95V230H94V226H92L94 223V220L93 219H91L93 216H92V214H91V212L89 211V209H88V207H87V204L86 203H89L90 201H89V196H87V193L86 192H88L89 191V189H85V187H84V189L82 188V187H79V188H72V187H68V188H64V189H66L65 190V192L67 191V193H69L70 191H72L71 193H73V192H78V195H79V198H80V201H79V203H69L67 200H65V199H60V201H62L61 202V204H60V201H59V199H58V201H57V199H56V201H57V203H55L54 205H48V204H46V203H44V204H42V201H33V198H34V194H33V192L32 191H30L29 189H27V188H25ZM177 186H179L180 187V189L179 188H177ZM195 186V187H194ZM225 187L227 190H225V191H223L222 189H221V187ZM254 186V187H253ZM141 187V188H140ZM164 187V188H163ZM190 189H189V188ZM191 187H192V190H191ZM71 188V189H70ZM150 188V189H149ZM153 190H152V189ZM175 188V189H174ZM183 190H182V189ZM241 188V189H240ZM68 189V190H67ZM70 189V190H69ZM82 189H83V191H82ZM142 189H145V190H143V192L141 193L140 191L142 190ZM157 189V190H156ZM177 189V191H175ZM179 189V190H178ZM233 189H234V191H233ZM3 190V191H2ZM26 190H27V192H26ZM74 190H76V191H74ZM84 190H86V191H84ZM129 190V191H128ZM147 190V191H146ZM151 190V191H150ZM167 190V191H166ZM231 192H230V191ZM9 191V192H8ZM130 191H132V192H130ZM150 191V192H149ZM162 191V192H161ZM164 191V192H163ZM173 191V192H172ZM184 191V192H183ZM32 192V193H31ZM85 192V193H84ZM134 192V193H133ZM138 192V193H137ZM163 193V194H161V193ZM193 192V193H192ZM204 192V193H203ZM14 193V194H13ZM24 193V194H23ZM28 193V194H27ZM130 193V194H129ZM132 193V194H131ZM166 193H168V194H166ZM175 193V194H174ZM190 193H191V195H190ZM244 193H248V194H250V195H245L244 197H245V202L243 201L244 199V197H243V195L242 194H244ZM25 195V196H23L24 197V199L22 198V195ZM129 194V195H128ZM136 194V195H135ZM137 194H138V196L139 195H141V196H139V197H137ZM155 194V195H154ZM170 194V195H169ZM217 194V195H216ZM224 194V195H223ZM228 194H229V196H228ZM230 194H232V195H230ZM254 194H256V195H254ZM63 195V194H62ZM128 195V196H127ZM143 195V196H142ZM145 195H147L146 197H147V199H144V198H146L145 197ZM160 195V196H159ZM166 195V196H165ZM189 195V196H188ZM210 195V196H209ZM212 195V196H211ZM215 195H216V197H215ZM235 195V196H234ZM252 195V196H251ZM127 196V197H126ZM131 196V197H130ZM174 197L173 199L172 198H170V197ZM223 196V197H222ZM232 196H234V197H232ZM130 197V200H133V198L135 199V200H133V201H129L130 203H128V198ZM152 197V198H151ZM164 197L166 198V197H168V199H166L167 201L169 200V203L164 199ZM197 197V198H196ZM247 197V198H246ZM9 198V200L8 201H6V199H8ZM142 198V199H141ZM194 198V199H193ZM196 198V199H195ZM235 198H237V199H235ZM11 199V200H10ZM21 199V200H20ZM124 199V200H123ZM126 199V200H125ZM136 199L138 200V201H140V202H136ZM154 199V200H153ZM163 199L165 200V201H163ZM171 199V200H170ZM175 199V200H174ZM181 199V200H180ZM219 199V200H218ZM142 200H143V202H142ZM151 200H153V201H151ZM162 200V202H160ZM178 200V201H177ZM234 200V201H233ZM67 201V202H66ZM231 201H233V203L231 202ZM251 201V202H250ZM5 202H7V205H5ZM22 202H24V203H29L30 204V210H29V212H28V214L27 215H31V213H32V219L34 220V221H36V223L37 224H40L41 225V227H42V229H41V231H40V233L39 234H37L36 232H34V230L32 229V227H31V225L28 223V225H29V228L31 227V229H29V231L28 232H26V233H18L17 231H15L17 228H19V227H21V226H23V224L26 222V220H27V217H25L26 219H24V216H23V212L21 213V211H20V205H22L23 203ZM34 202V203H33ZM36 202V203H35ZM41 202V203H40ZM159 202V203H158ZM190 202V203H189ZM213 202V203H212ZM15 203V204H14ZM18 203V204H17ZM59 203V204H58ZM65 203V204H64ZM67 203V204H66ZM177 203V204H176ZM184 203V204H183ZM212 203V204H211ZM35 204L38 206H35ZM42 204V205H41ZM124 204V205H123ZM134 206H133V205ZM216 204V205H215ZM43 205L45 206V207H43ZM59 205H60V207H59ZM160 205V206H159ZM243 205V206H242ZM40 206H42V207H40ZM49 206V207H48ZM64 206H66V207H64ZM74 206V207H73ZM130 208H129V207ZM151 206H152V209H150L151 208ZM155 206V207H154ZM163 206H164V208H163ZM165 206L168 208V209H166L165 208ZM181 206V207H180ZM33 207V208H32ZM51 207V208H50ZM122 207H128V209H127V211H129V209L131 210V211H129L128 213H126L127 211H126V208H124L123 210H122ZM157 207H159V209H157ZM183 207V208H182ZM38 208V209H37ZM64 208V209H63ZM80 208V209H79ZM132 208H133V211H132ZM136 208V210H134ZM139 208H140V210H142V211H140L139 210ZM164 210H163V209ZM195 208V209H194ZM249 208V209H248ZM38 210V211H35V210ZM43 209V210H42ZM121 209V210H120ZM161 209V210H160ZM176 209V210H175ZM215 209V210H214ZM248 209V210H247ZM251 209V210H250ZM40 210V211H39ZM41 210H42V212H41ZM84 210V211H83ZM126 212H125V211ZM149 210V212H147ZM176 212H175V211ZM242 210H244V211H242ZM48 211V212H47ZM52 211V212H51ZM170 211H172V212H170ZM253 211V212H252ZM3 212H4V214H3ZM8 212V213H7ZM36 212H40L39 214L37 213L36 214ZM88 212H90V213H88ZM153 212V213H152ZM168 212V214H166V213ZM203 212V214L202 215H204V216H201V213ZM248 214H247V213ZM35 213V214H34ZM42 213V214H41ZM82 213V214H81ZM87 213V214H86ZM130 213V214H129ZM135 213V214H134ZM147 213V214H146ZM160 213V214H159ZM174 214V216H169L170 214ZM241 213H239L240 214V218H242L243 219V217H241L242 215H241ZM44 214H47L48 216H46V215H44ZM51 214V215H50ZM91 215V217H89V215ZM126 214V215H125ZM129 214V215H128ZM151 214V216H149ZM172 214V215H173ZM178 214V215H177ZM198 214V215H197ZM208 214V215H207ZM218 214V215H217ZM238 214V215H239ZM33 215H34V217H33ZM35 215H37V216H35ZM39 215V216H38ZM43 215L46 217H44V219L42 218L43 217ZM49 215H50V217H49ZM86 215V216H85ZM121 215H122V217H121ZM125 215V216H124ZM127 215H128V217H127ZM131 215V216H130ZM132 215H134V216H132ZM137 217H136V216ZM145 215H146V217H147V219H146V217H145ZM153 215H155V217L153 216ZM167 215H168V217L169 218H166L167 217ZM188 215V216H187ZM195 215V216H194ZM80 216H82V217H80ZM88 216V217H87ZM120 216V217H119ZM159 216H161V217H159ZM181 216V217H180ZM185 216V217H184ZM30 217V216H29ZM28 217V218H29ZM48 217V218H47ZM136 217V218H135ZM149 217V218H148ZM164 217H165V219H164ZM184 217V218H183ZM244 217H245V215H244ZM128 218V219H127ZM138 218L140 219H142L141 221L140 220H138ZM153 218L154 219H156V220H154V221H152L153 220ZM161 218V219H160ZM182 218V219H181ZM41 219H43V221L41 220ZM85 219H86V221H85ZM91 219V220H90ZM133 219V220H132ZM145 219V221H146V223H145V221L143 222V220ZM152 219V220H151ZM172 219H178V220H172ZM2 220V221H1ZM48 222V223H46V221ZM79 220V221H78ZM127 220V221H126ZM170 220H172V221H170ZM180 220L182 221V222H180ZM210 220H212V221H210ZM61 221V222H60ZM89 221H93L91 224L89 223ZM104 219H102L101 217H100V219L98 220V222L99 223H102V224H105L106 225V222L104 221ZM125 221V222H124ZM135 221H137V223H133V222H135ZM141 223H140V222ZM159 221V222H158ZM174 221H177V222H174ZM178 221H179V223H178ZM183 221H186V222H183ZM210 223H209V222ZM247 221H249V222H247ZM59 222V223H58ZM118 222H119V224H118ZM128 222V223H127ZM131 222V224H129ZM140 223V225H148V226H144V227H140V225H139V223ZM153 222V223H152ZM159 223V231H158V228H156L157 226V224ZM46 223V224H45ZM126 223V228H125V224ZM143 223H145V224H143ZM154 223H156L155 224V226H154ZM170 223V224H169ZM186 223V224H185ZM204 223V224H203ZM2 224V225H1ZM47 224H49V225H47ZM60 224V225H59ZM78 224H79V226H78ZM117 224H118V226H120V227H118L117 226ZM134 224V225H133ZM152 224H153V226H152ZM178 224V225H177ZM185 224V225H184ZM210 224H212V225H210ZM81 225H82V229L80 228L81 227ZM131 226V227H129V226ZM168 225H170L169 227H168ZM176 225V226H175ZM180 225H182V227L180 226ZM201 225V226H200ZM204 225H205V230L203 229L204 228ZM161 226V227H160ZM171 226L172 227H174V228H172L171 229ZM181 227L182 229L180 230V228L177 230V228L178 227ZM197 226H199V227H197ZM214 226V227H213ZM2 227V228H1ZM79 227V228H78ZM165 227H166V229L168 228V232L170 233V238H166V237H169V233L168 232H166L167 230L165 229ZM189 227H191V229H189ZM201 227H203V228H201ZM210 227V228H209ZM15 228V229H14ZM49 230V231H47V229ZM50 228V229H49ZM88 228H89V230H88ZM138 228H141L140 230L138 229ZM144 230H143V229ZM151 228V229H150ZM2 229V230H1ZM9 229V230H8ZM52 229V230H51ZM153 229V230H152ZM157 230V231H155V230ZM202 229V230H201ZM210 229H211V231H210ZM54 230V231H53ZM74 230V231H73ZM79 230H81L82 232H80ZM91 230H93V231H91ZM130 230V231H129ZM132 230V231H131ZM151 230L155 233V235H154V233L153 232H151ZM170 230H172V232L170 231ZM191 230V231H190ZM197 230V231H196ZM3 233H2V232ZM45 231V232H44ZM88 231V232H87ZM127 231H129L128 233H127ZM134 231V232H133ZM137 231V232H136ZM80 234L81 233V237L82 238H80V235L78 234V233ZM146 234V237L144 236L145 234ZM147 232V233H146ZM158 232V233H157ZM179 232V233H178ZM193 232V233H192ZM201 232V233H200ZM203 232V233H202ZM10 233V234H9ZM85 234V235H82V234ZM90 233H91V235H90ZM123 235H122V234ZM131 233H132V236L131 237H129V238H127L128 236H130L131 235ZM148 233H149V236H148ZM164 233V234H163ZM178 233V234H177ZM186 233V234H185ZM44 234V235H43ZM47 234V235H46ZM127 234H129L128 236H127ZM135 234V235H134ZM144 234V235H143ZM158 234H159V236H158ZM171 234H173L172 236H171ZM175 234V235H174ZM181 234V235H180ZM185 234V235H184ZM194 234V235H193ZM199 235V236H196V235ZM42 235V237H39V236H41ZM79 235V236H78ZM93 235V236H92ZM134 235V236H133ZM180 235V236H179ZM27 236V237H26ZM46 236V237H45ZM91 236V238H89ZM119 236V237H118ZM142 236V237H141ZM148 236V237H147ZM154 236V237H153ZM164 236V237H163ZM166 236V237H165ZM174 236V237H173ZM185 236V237H184ZM9 237V238H8ZM48 237V238H47ZM142 238V240H137L138 238ZM143 237H145L144 239H143ZM152 238V239H150V238ZM173 237V238H172ZM181 237V238H180ZM188 237H189V239H188ZM203 237H204V239H203ZM208 237V238H207ZM2 238V239H1ZM14 238V239H13ZM41 238H44V240H46V241H43ZM76 238V239H75ZM89 238V239H88ZM115 238H118V239H115ZM127 238V239H126ZM166 238V239H165ZM176 238V239H175ZM186 238V241L185 240H181V239H185ZM194 238V239H193ZM81 239L83 240L82 242H81ZM119 239H120V241H119ZM129 239V241H127ZM146 239V240H145ZM160 239H162V240H160ZM195 239H197V240H195ZM40 240V242H38ZM50 240V241H49ZM74 240H76V241H74ZM116 240V241H115ZM122 240V241H121ZM143 240H145V241H143ZM166 240V241H165ZM175 240V242L177 243H175V245L174 244H172L171 242H173ZM190 240V241H189ZM205 240V241H204ZM44 242V243H42V242ZM47 241H48V243H47ZM132 241V242H131ZM161 241V242H160ZM165 241V242H164ZM178 241H181V243L180 242H178ZM197 241V242H196ZM213 241V242H212ZM8 242H10V243H8ZM55 242V243H54ZM84 242V245H82V243ZM91 242V243H90ZM123 243V244H121V243ZM139 242H140V245L141 246H139ZM144 244V242L146 243V244H142V243ZM182 242H184V243H182ZM202 242V243H201ZM207 242V243H206ZM40 243H42V245H43V247H42V245L41 246H39V244ZM45 243H47V244H45ZM74 243V244H73ZM124 243H127L126 245H124ZM135 243H137V244H135ZM163 244V245H160V244ZM166 243V244H165ZM180 243V244H179ZM201 243V244H200ZM210 243H212V245L210 244ZM44 244H45V246H44ZM71 244V245H70ZM81 244V245H80ZM120 244H121V246H120ZM130 244V245H129ZM167 244H169V245H167ZM170 244L174 247H170ZM182 244V245H181ZM194 244V245H193ZM197 244V245H196ZM14 245V246H13ZM56 245V246H55ZM90 245V246H89ZM127 245H128V247H127ZM132 245H133V247H132ZM146 245L148 246V247H146ZM158 245H160V246H162V248H160V246L158 247ZM166 245V246H165ZM209 245V246H208ZM236 245V246H235ZM59 246H61V247H59ZM139 246V247H138ZM180 246H182L183 248L181 249L180 248ZM185 246V247H184ZM188 246V247H187ZM239 246V247H238ZM248 244L247 243H243L242 244V246H240V244H233L232 245V249H231V246H230V249H231V252L230 253H232L231 255H232V257L231 256H229L227 259H229V260H233V258H234V261L236 260V262H233L232 263V260L231 261H229V260H227V264H240V262L242 261V260H244L245 262H246V260L249 258V248H248ZM3 247V248H2ZM40 247V248H39ZM42 247V248H41ZM44 247L46 248V250L44 249ZM85 247V248H84ZM87 247V248H86ZM120 247V248H119ZM122 247V248H121ZM143 247V248H142ZM145 247V248H144ZM196 247V248H195ZM205 247H207V248H205ZM237 247H238V249H237ZM75 248V249H74ZM78 248V249H77ZM118 248L119 249H124V248H126V249H124L125 251H119L118 250ZM128 248H130L131 250H129ZM139 248L142 250H144L143 252H144V254H145V256H144V260L145 261H143V263H142V260H143V253H142V251L140 252V250H139ZM190 248H192V250H195V251H193L192 252V250L190 249ZM209 248V249H208ZM42 249V250H41ZM45 250V252H44V250ZM132 249H134V250H132ZM137 249V250H136ZM147 249H148V251H147ZM151 249V250H150ZM160 249V250H159ZM165 249V250H164ZM171 249H174L175 250V252H177V253H175L174 251L173 252H171L172 250ZM181 249V250H180ZM186 249H188L187 250V252L185 251ZM234 249V250H233ZM147 252H149V255H148V253H145L146 251ZM171 250V251H170ZM180 250L181 251V253H182V251H184L182 254H184V253H187V255H191L190 257H187L186 256V254H184L183 256H182V254L180 253V251L178 252V251ZM205 250H207L206 252H205ZM42 251H43V253H42ZM86 251V252H85ZM127 251V252H126ZM129 251V252H128ZM139 252L140 254H139V256H138V253L137 252ZM151 251V252H150ZM154 251V252H153ZM167 253H166V252ZM237 251H238V254H236L237 253ZM47 252V253H46ZM78 252V253H77ZM85 252V253H84ZM135 254H134V253ZM164 252V253H163ZM190 252H192L193 254H194V256H193V254L192 253H190ZM195 252H196V254H195ZM203 253L202 255H201V253ZM208 252H209V254H208ZM233 252H234V255H233ZM236 252V253H235ZM37 253V254H36ZM45 253V254H44ZM120 253V255H118ZM152 253H154V254H152ZM172 253H174V256H173V254ZM179 253V254H178ZM189 253V254H188ZM198 253V254H197ZM80 254V255H79ZM90 255H89V259L86 261V262H84L83 264H91L94 260L96 261V262H98L99 261V263L101 262V263H103V264H106V263H104L105 262V258L104 257H101V256H99V255H96L95 253H93V252H90L89 253ZM150 254H152V255H154V256H151ZM164 254V255H163ZM167 254H168V256H167ZM178 254V255H177ZM207 254V255H206ZM45 255V256H44ZM76 255V256H75ZM77 255H79V256H77ZM137 255V256H136ZM140 255L142 256V257H140ZM237 255V256H236ZM81 256V257H80ZM92 256V257H91ZM95 256V257H94ZM148 256V257H147ZM151 256V257H150ZM171 256H173V259H175L174 261H172V259H170L171 258ZM176 256V258H174ZM179 256H181V258L179 257ZM33 257V258H32ZM57 257V258H56ZM77 257H79L78 259H77ZM100 257H101V259H100ZM135 257V258H134ZM170 257V258H169ZM177 257H179L178 259H180V260H178L177 259ZM194 257V258H193ZM209 259H208V258ZM31 258H32V260H31ZM69 258V259H68ZM94 260H93V259ZM104 258V259H103ZM139 258V261L137 260ZM146 258H149V261L146 259ZM151 258H154V260L152 261L151 260ZM163 258V259H162ZM164 258H166V259H164ZM182 258L184 259V260H182ZM187 258H189V260L187 259ZM193 258V259H192ZM199 258V260L198 261H196L197 259ZM2 259V260H1ZM80 259V260H79ZM103 259V260H102ZM132 259V260H131ZM136 259V260H135ZM177 259V260H176ZM206 259V260H205ZM4 260V261H3ZM33 260H34V262H33ZM70 260H72V261H70ZM168 260V261H167ZM171 260V261H170ZM205 260V261H204ZM78 261V262H77ZM94 261V262H95ZM157 261H158V263H157ZM162 261V262H161ZM191 261V262H190ZM194 261H196V262H198V263H196V262H194ZM49 262V263H48ZM89 262V263H88ZM129 262H132V263H129ZM183 262H186V263H183ZM93 264H97V263H93Z\"/></svg>","mask_w":264,"mask_h":264}]
</instances>
